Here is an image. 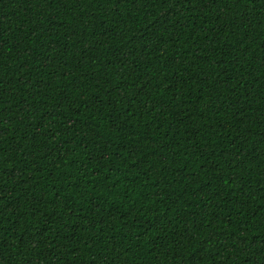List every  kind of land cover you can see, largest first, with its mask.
Wrapping results in <instances>:
<instances>
[{
    "label": "trees",
    "instance_id": "1",
    "mask_svg": "<svg viewBox=\"0 0 264 264\" xmlns=\"http://www.w3.org/2000/svg\"><path fill=\"white\" fill-rule=\"evenodd\" d=\"M0 264H264V0H0Z\"/></svg>",
    "mask_w": 264,
    "mask_h": 264
}]
</instances>
